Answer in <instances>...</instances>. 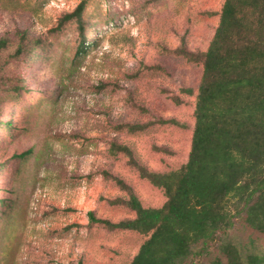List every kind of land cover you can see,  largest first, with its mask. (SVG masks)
<instances>
[{"label": "rangeland", "instance_id": "obj_1", "mask_svg": "<svg viewBox=\"0 0 264 264\" xmlns=\"http://www.w3.org/2000/svg\"><path fill=\"white\" fill-rule=\"evenodd\" d=\"M223 3L0 0V264L131 262L147 235L89 212L135 216L129 190L165 203L140 167L187 161L203 66L185 52L207 50Z\"/></svg>", "mask_w": 264, "mask_h": 264}, {"label": "trees", "instance_id": "obj_2", "mask_svg": "<svg viewBox=\"0 0 264 264\" xmlns=\"http://www.w3.org/2000/svg\"><path fill=\"white\" fill-rule=\"evenodd\" d=\"M8 45L1 36L0 52ZM185 54L203 66L188 159L170 171L140 167L165 203L144 206L129 190L135 216L91 211V221L147 235L129 264H264V0H224L207 50Z\"/></svg>", "mask_w": 264, "mask_h": 264}]
</instances>
